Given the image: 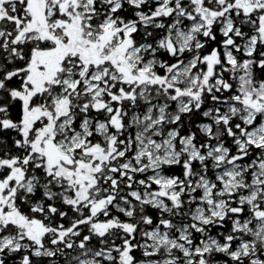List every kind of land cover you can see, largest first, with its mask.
Listing matches in <instances>:
<instances>
[{"label": "snow or ice", "instance_id": "obj_1", "mask_svg": "<svg viewBox=\"0 0 264 264\" xmlns=\"http://www.w3.org/2000/svg\"><path fill=\"white\" fill-rule=\"evenodd\" d=\"M0 264H264V0H0Z\"/></svg>", "mask_w": 264, "mask_h": 264}]
</instances>
